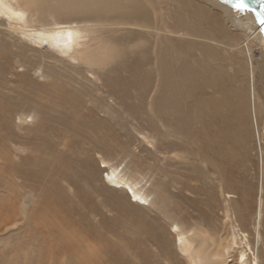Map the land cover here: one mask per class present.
Here are the masks:
<instances>
[{
    "label": "rangeland",
    "instance_id": "374dc122",
    "mask_svg": "<svg viewBox=\"0 0 264 264\" xmlns=\"http://www.w3.org/2000/svg\"><path fill=\"white\" fill-rule=\"evenodd\" d=\"M142 8L83 20V46L112 54L90 64L21 36L51 15L0 18V264H190L173 225L207 244L234 232L222 263L264 264L261 44L244 49L249 23L222 0ZM173 89L182 131L163 105ZM109 166L148 204L111 186Z\"/></svg>",
    "mask_w": 264,
    "mask_h": 264
},
{
    "label": "bare ground",
    "instance_id": "6f19581e",
    "mask_svg": "<svg viewBox=\"0 0 264 264\" xmlns=\"http://www.w3.org/2000/svg\"><path fill=\"white\" fill-rule=\"evenodd\" d=\"M14 1H15V6H17L18 8L17 7L14 8L10 0H0V18L3 19L5 18L8 22L15 21V22H19L20 24L27 23L28 22L26 18L27 12L26 13L24 12L25 10L23 9V6L29 12H35L36 17L38 19L41 18V15L43 18L46 15H51L57 21L53 27L43 29V28H35L33 26L31 28H27V27L22 28V26H20L21 36L29 41H32L36 45L47 44L52 49H54L58 54L64 55L71 60H77L79 62H83L84 64H90L91 61H98L101 58L103 59V61H107V59L112 56L111 52L109 51L104 52L106 45L102 44L100 46L91 47V48L83 46L85 44L81 43L79 39L80 38L79 32L88 30L87 28L88 26L84 25L83 23L84 19H87L88 17H102V16L106 17L108 15L113 14L114 12H118L119 17H122L125 14L140 16L144 14L143 11L144 9L142 7H144L145 5L147 6L149 4V0H14ZM222 1L225 5H227V8L230 11H233L235 14H237V16L243 19L244 21H246L247 24L249 23V26L245 27L244 29H241L244 31L240 43H242L244 49L251 52V50H253L254 45L260 47L261 44V47L264 51L263 20L260 16L254 13V11H257L258 6L260 4L262 9H264V0H246L247 7H245L243 11H237L232 7L231 3H226L225 0ZM60 19H64L70 22L81 21V23L61 24V22H58V20ZM134 25H135L134 23H131V26ZM134 45L135 44H132V46ZM163 63L166 66V69H168L167 68L168 59L167 60L165 59ZM163 98H164V104H163L164 109L166 108L169 110L172 109L180 110L179 122L181 123V127H182L181 131L183 129H187L189 123L191 122L189 121V117L187 116L188 117L187 119L186 115L184 116L181 111L182 108V107L180 108L182 102L181 94L179 93V96L177 95L175 96L173 89V93L169 91L167 95L163 96ZM185 131L187 132V130ZM105 178L108 179L110 185L113 186L114 188H119L121 190L127 191L130 197L133 198L132 199L133 202L142 205L148 204L147 196L144 194L141 188H139L138 182H134L130 180L128 177L124 176L118 168L109 166V169L105 173ZM226 215L228 216V211H226ZM141 225L143 224L140 223V226ZM172 227H173L172 231H175L176 234V244L178 250L186 259L189 260L190 264H224L222 263L224 261L223 259L224 256L226 255L228 257L231 248L236 247L238 244L234 232L232 233L231 241L228 244L224 243L225 239H223L222 237H217L216 240H212L207 244L206 239L196 238V234L193 233L188 234L187 232L180 230L177 225H173ZM146 228L144 229L146 230ZM137 229L139 228H135V230L133 229L134 230L133 232H135ZM140 229L139 231H141ZM206 248L209 249L207 252H206ZM202 249H204L203 252ZM230 260L231 259L227 260V262H229ZM244 261H245V255L244 253H240L238 262L240 264H243ZM253 264H257L256 258H254Z\"/></svg>",
    "mask_w": 264,
    "mask_h": 264
},
{
    "label": "snow or ice",
    "instance_id": "6c2138e0",
    "mask_svg": "<svg viewBox=\"0 0 264 264\" xmlns=\"http://www.w3.org/2000/svg\"><path fill=\"white\" fill-rule=\"evenodd\" d=\"M225 2L231 3L232 7L237 11H243L245 9L243 0H225Z\"/></svg>",
    "mask_w": 264,
    "mask_h": 264
},
{
    "label": "water",
    "instance_id": "95a60500",
    "mask_svg": "<svg viewBox=\"0 0 264 264\" xmlns=\"http://www.w3.org/2000/svg\"><path fill=\"white\" fill-rule=\"evenodd\" d=\"M243 4L245 5V7H247V3L246 0L243 1ZM264 9H262L261 4L258 6L257 11H254V13H256L258 16H260L263 20V24H264Z\"/></svg>",
    "mask_w": 264,
    "mask_h": 264
}]
</instances>
